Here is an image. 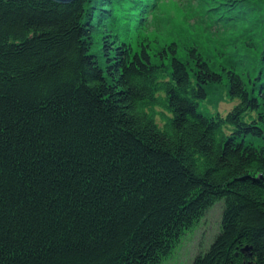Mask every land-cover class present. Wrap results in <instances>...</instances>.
Returning a JSON list of instances; mask_svg holds the SVG:
<instances>
[{"label": "trees", "instance_id": "16d2710c", "mask_svg": "<svg viewBox=\"0 0 264 264\" xmlns=\"http://www.w3.org/2000/svg\"><path fill=\"white\" fill-rule=\"evenodd\" d=\"M210 4L245 65L152 47L157 0H0V264H160L217 201L191 264H264V0Z\"/></svg>", "mask_w": 264, "mask_h": 264}, {"label": "rangeland", "instance_id": "374dc122", "mask_svg": "<svg viewBox=\"0 0 264 264\" xmlns=\"http://www.w3.org/2000/svg\"><path fill=\"white\" fill-rule=\"evenodd\" d=\"M202 1L157 0L156 13L149 11L144 18L148 26L147 29L149 28L147 38H149L151 46L159 48L170 39L175 38V33L189 37L197 35L198 40L205 39L212 43L204 45L203 48L206 53L211 55V60L214 62L223 64V60L226 58L224 55L232 54L233 59L238 57L237 62L245 65L246 55L250 53V49L243 40L248 37H251V41L256 39V37L254 38L256 31L252 28L253 25L256 26L255 13L248 14L246 20L235 27L234 35H228V32H225V34H213L214 37L208 38L209 32H215V27L212 26L210 13L206 9L214 0H207L206 6L202 4ZM257 1L252 0L253 5H256ZM248 29L250 31L245 33ZM239 35L240 38L236 40L235 36ZM211 91L213 92L210 98L202 104L204 109L210 113L225 114L232 108L235 100L228 96L226 89L213 87ZM156 120L160 123L158 114H156ZM221 204V201H217L191 230L186 231L172 252L160 264H191L193 257L208 246L217 231L220 223Z\"/></svg>", "mask_w": 264, "mask_h": 264}, {"label": "water", "instance_id": "95a60500", "mask_svg": "<svg viewBox=\"0 0 264 264\" xmlns=\"http://www.w3.org/2000/svg\"><path fill=\"white\" fill-rule=\"evenodd\" d=\"M51 1H54V2H57V3L68 4V3L73 2L74 0H51Z\"/></svg>", "mask_w": 264, "mask_h": 264}]
</instances>
